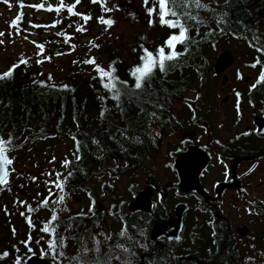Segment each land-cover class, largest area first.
<instances>
[{"label": "trees", "instance_id": "obj_1", "mask_svg": "<svg viewBox=\"0 0 264 264\" xmlns=\"http://www.w3.org/2000/svg\"><path fill=\"white\" fill-rule=\"evenodd\" d=\"M42 2L45 1L35 0L34 4L30 5L27 0L24 5H29L34 14L43 11L45 15L50 16L53 11H48L46 5L43 8L33 7L39 6ZM86 2L84 13H93L90 10L93 3ZM202 2L207 4L208 8L192 9V14L198 16L202 22L192 20L187 22L191 38L187 44V52L185 45L178 44L176 50L184 55L167 62L166 73L160 72L157 68L141 89H135V80L130 71L141 63L143 49L155 53L164 45L167 38L178 30L161 26L159 18L153 16L157 21L156 25L150 29L148 35L141 31L133 42L113 45L90 37L86 43H80L77 39V47H74L57 34L58 31L63 34L70 33V30L78 27L83 19L79 15H70L64 19H62L64 15L55 16V22L60 21L55 26L57 31L54 33L46 29L38 31L40 33L36 40L44 46L47 63L52 70L44 73L34 60H27V64H21L15 69L11 78L0 80V136L4 139L11 137L13 143L18 146L10 152V157L17 153L21 155L23 152L29 153L30 148L54 147L67 141L70 150L68 161L71 163L63 178L68 177V172L72 174L67 178L65 187L71 185L73 190H79L82 184L90 183V179L92 184L93 177L97 174L101 176L106 174L113 178L125 177L130 172L134 174L136 168L158 150V141L155 138L159 136V132H168L175 127L173 106L177 102L183 105V121L186 122L184 125H206L211 132L235 125L241 113L239 106L244 105V102H256L264 107V82L257 83L260 72L264 70L262 67L264 52L256 50L264 49V0H202ZM4 5L5 1L0 0V8ZM138 5L148 15L144 0H138ZM151 6L150 2L148 7ZM62 13L66 14L64 9ZM99 13L98 17L111 18L109 13ZM105 27L107 26L103 24L100 30ZM32 34L35 35L34 32ZM42 35L46 37L42 38ZM223 40L236 41L245 48L252 57L250 66L257 59L261 64L251 66L256 70V79L251 84L243 85L237 90L239 96L236 93L232 98L233 105L239 104L233 107L234 116L228 117L225 122L222 121L214 127L212 124H215L217 112L213 106L212 91L217 87V75H210L213 70L207 53L213 51L214 46ZM68 50L74 51V54L63 64L60 58ZM90 58H95L96 64L106 71L109 70V65H112L120 81H127L126 85L117 84L120 90L118 101L112 98L113 92L103 86L107 78L101 80L95 70L96 66L83 63ZM17 63L8 59L4 71L0 74ZM58 70L64 72L62 78L59 77ZM194 81H197V87L192 86ZM254 84L255 88L252 87ZM191 90L196 93V100L185 99V93ZM214 137L219 140L220 136L214 133ZM35 165L39 166L36 163ZM11 169H14L12 165L9 179L15 173V169L14 171ZM11 186L12 183H9L0 191V207L2 197L3 200L9 198L12 202V208L0 212V217L5 215L13 218L16 224H22L25 229L23 233L30 232L34 237L35 247L29 252L25 245L19 242L11 244L5 236L4 242L6 241L8 245L6 248L5 244V248L9 253L5 264H14L17 256L23 261L30 253L39 254L40 244L46 247L48 241L45 238L46 233L40 229L49 220L46 219V215L54 208L50 203L48 208L28 213L26 205L19 203L24 200L14 196ZM65 187L63 194L66 193ZM38 192L40 198H36L34 203L27 202V205L37 207L40 201L49 196V187ZM86 192L89 197L92 196L91 192ZM104 193L103 190V196ZM117 207L120 213L119 208L122 207L119 205ZM22 212L25 215H21ZM26 216L32 217L35 227H29ZM7 226L6 223V229ZM142 228L140 220L124 222L126 233L123 236L119 234L117 241L126 239L125 236L130 230L136 232ZM45 252L49 253L48 246ZM59 264L66 263L61 259Z\"/></svg>", "mask_w": 264, "mask_h": 264}, {"label": "flooded vegetation", "instance_id": "obj_2", "mask_svg": "<svg viewBox=\"0 0 264 264\" xmlns=\"http://www.w3.org/2000/svg\"><path fill=\"white\" fill-rule=\"evenodd\" d=\"M239 108V118L248 114L242 131L226 132L222 128L220 131L226 141L217 143L220 138L218 140L213 132L209 133L206 125H191L190 128L197 131V136L194 133L190 136H196L194 140L185 139L179 148L170 150L172 162L168 163V178L164 176L160 180L148 176L143 188L132 185L128 190L131 201L126 208H119L120 213L114 204L111 207V202L107 201L111 197L104 200L109 202L110 209L106 206L101 211L95 208L97 199L86 197V189L91 183L82 184L79 190L66 185L65 199H69L72 193L80 192L87 200V207L73 210L64 202L53 205L57 209L58 222H61H57V233L65 238L62 248L64 255L60 256L62 261L66 264H79V261L94 264L97 260L101 264H264V127L263 133L259 134L255 125L256 119H264V107L256 102H244ZM175 120L174 128L168 132L160 131L156 136L158 150L151 155L159 152L160 143L166 136L174 137L180 130L181 122ZM198 132H206L203 143L198 139L201 136ZM190 147L203 153L207 163L199 173L196 186L188 189L180 186L175 160ZM196 158L199 160L190 164L194 166L193 172L204 161V156ZM129 175H133V172ZM106 177L112 180L117 178ZM188 177L189 181H194ZM103 185L100 191H105L104 196L112 192L111 186ZM146 188L151 190V211H131L129 204ZM53 192H56L55 188ZM52 199H57V196ZM177 206L184 207L179 229L175 231V224H169L162 229L163 235L156 240L151 239L154 223H163L175 216ZM61 211L65 216H60ZM51 214L48 213L46 219ZM108 220L120 223L122 230L124 222L140 220L143 228L136 232L130 230L126 239L118 242L121 232L107 224ZM4 223V218L0 219L1 227ZM45 238L51 239L47 233ZM47 246L35 255L41 257L45 254L49 264H59L53 259L49 248V253L45 252ZM97 247L98 251L83 252L84 248L91 250ZM5 249L4 237H1L0 253ZM74 257H79V261ZM0 262L5 264V258Z\"/></svg>", "mask_w": 264, "mask_h": 264}, {"label": "rangeland", "instance_id": "obj_3", "mask_svg": "<svg viewBox=\"0 0 264 264\" xmlns=\"http://www.w3.org/2000/svg\"><path fill=\"white\" fill-rule=\"evenodd\" d=\"M17 1L22 2L23 5L21 7L18 6ZM26 1L27 0H7V3L5 2V5L0 8V32L5 33L3 37H0V40L3 41V43H0V72L4 71L5 63L8 59H12L15 63H17L22 57L26 60H34L35 64H37V66L44 73H48L50 72V70H52L50 64L47 63L48 58L45 56V48L43 47V50L41 51V49L38 47V45H42L38 41H36L38 33H40L38 31L46 29L52 33L56 32V27H50L51 25L56 24L54 19L55 16L58 17L64 15L62 17V19H64L67 16L70 17V14L68 13L66 8H64L66 14H63L62 10L59 13L53 10L50 16L45 15V12L43 11L34 14L32 8L29 5H24ZM44 1L45 2H42L41 4L44 6L46 5L47 8L52 7L53 9H55L56 7H59V0ZM86 1L91 2V0H81L80 4L76 5V8L74 9V11L77 13L90 15L92 17L86 24L83 21L79 25H82L86 29V31L78 32L76 27L75 29L70 30V33L63 34L62 32L58 31L57 34L58 36L61 35L63 38H65V40L67 39V42L72 44L74 47H77L78 40L80 43H86L90 39V37H95L98 41L104 40L113 45L130 43L133 42V39L141 31L148 35L150 29L157 23L156 19L152 17L154 23L151 26L149 25L150 18L139 7L138 0H108L106 6L109 8H113V11L108 13L111 15V19H113L115 23L111 27H105L104 29L100 30V27H102L103 24H101L98 20V16L100 15L99 12H101V14L108 13L102 11L101 5L99 3L91 5L90 10L93 13H84V4H87ZM34 2L35 0H29L28 4L32 5L34 4ZM64 3L65 5H71L75 3V0H64ZM117 8L118 10H116ZM18 14H22V19L20 21V23L22 24H19L18 28H13L10 26V23L17 17ZM23 25L24 29L22 30ZM33 25H39L41 27H33ZM32 32H34L35 35H33ZM41 37L45 38L46 36L42 35ZM226 50L233 55L234 64L220 74H215L214 71L210 73L211 76L214 74L217 75V87L215 91H212L214 94L213 106L215 107V111L217 112V119L215 121V124H212L214 125V127L222 121L225 122V119H228V117L232 118L234 116L233 107L234 105L237 107L239 106V104L233 105L232 98L236 95L237 90L241 89L243 85L251 84L256 79V70L250 66L252 57L249 56L245 48H243L233 40H223L214 46L213 51L207 53L212 67L217 57ZM73 54L74 51H66L65 54L60 58L61 62L64 64L65 61H67V58H70ZM37 61L42 62L38 63ZM57 72L59 73V77L62 78L64 72H61L59 70ZM223 76L227 77V80L225 82L222 80ZM246 77L250 78L247 82L245 81ZM192 86L197 87V81H194V83H192ZM224 97L228 98L225 104L221 103V99ZM185 99L196 100V93L192 90L187 91L185 93ZM182 108V103L178 102L173 106L174 116L181 122L182 129L180 128V130L177 131L174 137L166 136L160 143L159 152L154 155H150L147 159H145L142 164L136 168L133 175L120 177L113 180L106 177V174L103 176L97 174L93 177L94 182L87 187L86 191L92 193L93 199H97L95 208L99 209V211H101L103 206L109 208V202L106 203V201H104L109 197L111 198L107 201L111 202V207L114 204L115 207L119 205L122 208H126L127 203L131 201V193L129 195L128 190L132 185H134L135 188L140 189L143 188L145 179L148 176L158 177L160 178V180H163L164 176L167 177L168 163L172 162V159L169 157L170 150L179 148L180 144L183 143L185 139L194 140L197 136V131L192 130L190 128L191 125H184L186 124V122L183 121L184 115L182 114ZM246 115H244L242 118H239L235 125H230L229 128L224 127L225 131H242L246 124ZM208 131L209 133H211L209 129ZM194 133L196 134V136L191 138L190 136H192ZM214 133L219 134V138L222 143L226 141L225 137H223L222 130H214L213 134ZM198 134L201 135L198 138L199 141L203 143V141H205L204 137L206 135V132H198ZM67 143V141H64L54 147L39 146L38 148H30L31 151L29 153L27 152L24 154L23 152V155L19 153L15 154L14 163L12 165L15 169V173L12 178L9 179V183H12L11 190L13 191V194L17 199H22L26 202L34 203L36 198H40V192H38V190L40 191L41 189H46L49 187V185L46 184V181L55 180L56 173H62L64 175L66 168L63 167L62 164L65 159L68 160L70 153ZM35 163L39 166L37 167ZM48 173H52V175L49 176ZM63 175L61 176V178H63ZM33 177H35L36 179L33 180ZM17 182L20 183L17 185ZM89 182L91 183L92 180L90 179ZM103 184L112 187L111 195H106L104 198L101 197L102 192L100 191V187ZM20 188H23L25 193H19ZM35 194L37 197L35 196ZM86 197L89 196L87 195ZM3 198L4 197H2V203L0 207V212L2 213L6 210V208H12L11 200L9 198L3 200ZM86 201L87 200L81 195L80 192L72 193L69 199H64V203L69 204L73 210L83 207L86 208ZM60 216L63 217L65 216V214L61 211ZM3 218L5 225L2 227L0 226V238L4 237L5 239L6 236L11 244L19 242L21 245H24L21 243V241L28 240L29 234L31 233H23L25 229L21 226L22 224H16L13 218L7 217L5 215L0 217V219ZM6 223L8 224L7 229ZM107 224L112 225L113 229H118V232L119 230L120 232H122V229H120V223L115 221L113 223L112 220H108ZM13 229H15V234H13ZM31 237L32 242L30 243L29 247L33 249L35 246L34 237L32 236V234ZM5 244L7 248L8 245L6 241ZM44 249L45 245L40 244L38 250L42 251ZM7 250L5 249V251ZM58 251H62V249H58ZM25 258L26 256L23 258V261ZM60 260V257L56 259V261L59 262ZM6 262L7 257L5 258V263Z\"/></svg>", "mask_w": 264, "mask_h": 264}, {"label": "snow or ice", "instance_id": "obj_4", "mask_svg": "<svg viewBox=\"0 0 264 264\" xmlns=\"http://www.w3.org/2000/svg\"><path fill=\"white\" fill-rule=\"evenodd\" d=\"M5 2L7 3V0H5ZM80 2L81 0H75V3L71 5H65L64 0H59V7H56L55 9L49 7L47 10L48 11L55 10L57 13H59L62 9L66 8L70 15L81 16V18L86 24L92 17L90 15H85L74 11L76 5L80 4ZM91 2L93 4L99 3L101 5L102 11L105 13L113 11V8H109L106 6L108 0H91ZM150 2L152 6L148 7ZM144 6L147 9V14L150 18L149 19L150 26L154 23L152 17L157 16L159 18V22L161 26H166L169 29L178 30V31H174L164 42V45L159 47L155 53L149 51L146 48L143 49L144 54L140 57L141 63L135 66L130 71V75L135 80V84H134L135 89H141L144 86L145 81L149 80L152 77V75L154 74L157 68L159 69L160 72L166 73L167 62L177 60L180 56L184 55V53L178 52L176 50L178 44L185 45V52H187V44L190 42L191 39L189 36V25L187 22L189 20L196 21L197 23L202 22L198 19V16L192 14V9L208 8V5L203 3L202 0H144ZM33 7L43 8L44 5L41 4L39 6H33ZM116 10H118V8ZM21 19H22V14H18L17 17L13 21H11L10 26L13 28H18ZM98 20L101 24H104L107 27H111L115 23L113 19L111 18L105 19L103 16L99 17ZM56 23H60V21H57ZM55 26L56 24H53L50 27H55ZM33 27H41V26L33 25ZM77 31L83 32L86 31V29L81 25L77 27ZM4 35H5L4 32H0V37H3ZM65 42H67V39ZM0 43H3V41L0 40ZM38 47L42 51L44 46L38 45ZM166 49L168 50L167 52ZM256 50L260 52H264V49H256ZM37 62L40 63L42 61H37ZM27 63L28 61L22 57L20 61L17 64H14L8 71L4 72L3 74H0V80L11 78L16 68H18L21 64H27ZM83 63L96 66L95 70L99 73L101 80L104 81L105 78H107V82L103 83V86L106 89L112 91L113 92L112 98L118 101L120 98V90L117 88V84L119 83L122 85H126L127 81H120L119 77L115 75L116 69L112 65H109V70L106 71L104 68L96 64L95 58L86 59L83 61ZM258 64H261V61L259 59H257L256 62L251 66L256 67ZM49 79H51V77H49ZM262 82H264V70L260 72L257 83H262ZM252 87L255 88L256 84L252 85ZM237 96H239V93H237ZM73 139H75V137H73ZM16 147L18 146L13 143V139L11 137H9L8 139H4L2 136H0V191L4 190L5 186L9 184L10 166L13 165L14 163V157H10V152L15 150ZM77 151H79V147H77ZM76 158L79 159L78 156ZM70 163H71L70 161L65 159L62 166L68 168ZM11 171H14V169H11ZM71 174H72L71 172H68V177H70ZM48 175L51 176L52 173H48ZM62 175H63L62 173H56L55 180L46 181V184L49 185V196L45 197L42 201H40L37 207L33 208L31 205H27V202L24 201H19V203L21 205H26V211L28 213L39 211L41 208H48L50 203L52 205L62 204L65 199V196L63 194L65 182L68 178V177H64L63 179H61ZM32 179L35 180L36 178L33 177ZM53 188L57 189L58 193L53 192ZM53 196H57V199H52ZM51 212L52 214L49 220L44 223V226L40 229V231L47 233L51 237V239L47 241V244L49 250L51 251L53 259L56 260L58 257L64 255L63 251H58V249H62L65 246L64 243L65 238L59 236L57 233V228L59 226L57 223L59 220V217L57 215V209L52 208ZM21 215H25V213L22 212ZM78 215H82V214H78ZM26 221L29 224L30 228L35 227L31 216H26ZM125 233H126V229L122 230L121 235L123 236L125 235ZM13 234H15V229H13ZM31 242H32L31 234H29L28 240L21 241V243L28 248L29 252H32V249L29 247ZM37 243H39V241H37ZM97 245H98V241H97ZM17 251H19V249H17ZM89 251H98V247L91 250L87 248L83 249V252L85 254H87V252ZM8 255L9 253L5 251L2 254H0V259H4L8 257ZM74 259L79 261V257H74ZM14 264H22V258L20 256H17L16 260L14 261ZM79 264H87V262L79 261ZM94 264H101V262L97 260L94 262Z\"/></svg>", "mask_w": 264, "mask_h": 264}, {"label": "water", "instance_id": "obj_5", "mask_svg": "<svg viewBox=\"0 0 264 264\" xmlns=\"http://www.w3.org/2000/svg\"><path fill=\"white\" fill-rule=\"evenodd\" d=\"M17 5L21 7L23 3L17 1ZM233 64H234V57L229 51L226 50L217 57L212 67V70L214 71L215 74H220L224 72L226 69L230 68ZM249 79H250L249 77H246L245 81L247 82L249 81ZM222 80L225 82L227 80V77L223 76ZM227 100L228 98L224 97L221 99V103H226ZM255 125L257 127V132L259 134H262L264 127V119H256ZM197 156H204V161L201 164L199 163L198 164L199 169L193 172L192 168L194 166H190V164L191 163L195 164L199 160L198 158H196ZM206 163H207V157L203 153H201L197 149H194L193 147L188 148L185 154L181 155L175 160V167L180 180V186L188 187V189L194 186L197 183V178L199 176V173L201 172L203 167H205ZM187 177L188 178L192 177L194 181L193 182L189 181ZM19 193H25L24 189L20 188ZM150 198H151V190L146 188L135 197L132 203L129 204V209L131 211H135V210H140L145 212L151 211L152 203L150 201ZM183 208L184 207L177 206L175 208V216L169 217V219L166 222L154 223L153 228L151 230L150 238L153 240L158 239L161 235H163L162 231L169 224H175L174 225L175 231L176 229H179L178 227L182 225ZM24 264H49V263L47 261L45 254H43L41 257L35 254H31L26 258Z\"/></svg>", "mask_w": 264, "mask_h": 264}]
</instances>
